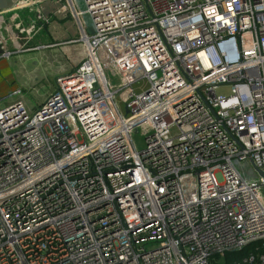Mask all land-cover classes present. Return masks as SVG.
<instances>
[{
	"label": "built area",
	"instance_id": "2783aa9c",
	"mask_svg": "<svg viewBox=\"0 0 264 264\" xmlns=\"http://www.w3.org/2000/svg\"><path fill=\"white\" fill-rule=\"evenodd\" d=\"M44 2L85 56L39 105L0 97V264H264V0H24L34 33Z\"/></svg>",
	"mask_w": 264,
	"mask_h": 264
},
{
	"label": "crops",
	"instance_id": "0c3cea01",
	"mask_svg": "<svg viewBox=\"0 0 264 264\" xmlns=\"http://www.w3.org/2000/svg\"><path fill=\"white\" fill-rule=\"evenodd\" d=\"M23 1L0 0V57L4 53H10V56L0 59V97L10 93L12 88H9L8 84L11 86L12 81L26 92L25 99L31 103L30 93L39 85H47L45 97L53 93L56 88L55 78L76 68L84 59L85 49L83 43L79 41L81 34L76 22L65 11L59 12L60 6L52 2H44L39 6L45 16L53 18L49 26H44L39 32L34 33L33 25L37 10L21 6ZM72 43H80L81 49L77 50L76 59L66 56L65 61L61 54L65 53L64 49ZM117 44L113 43L109 48ZM35 50L40 52V56L34 62L35 78L33 83L26 84L17 79L11 59L17 58L18 60L13 62L24 65V61L20 59L21 55Z\"/></svg>",
	"mask_w": 264,
	"mask_h": 264
},
{
	"label": "rangeland",
	"instance_id": "374dc122",
	"mask_svg": "<svg viewBox=\"0 0 264 264\" xmlns=\"http://www.w3.org/2000/svg\"><path fill=\"white\" fill-rule=\"evenodd\" d=\"M75 3H76L78 10H85L86 9V6H85L83 0H75ZM20 5L23 6V5H25V3H21ZM83 19H84V22L87 25V27H92V21L88 15H85L83 17ZM39 25L40 24L34 25L35 29H37V27ZM44 26H49V25H42L41 24V29ZM80 49H81L80 43H72L64 49L66 52L62 53L61 56L65 61H66V56L73 57L74 59H76L77 50H80ZM120 49H122L124 51L122 53V60H123L122 65L115 67V69L110 68L108 70V77H109L110 86H111V88L113 87L114 89L123 88L127 83L131 82L135 78H138L139 74H140L138 67L136 65H135L136 67H133L131 65V63L133 64V62H130L129 64L127 63V62L131 61V58H130L129 51L125 45H122L120 48L113 51L115 53V55L119 53ZM39 56H40V52H38L37 50L27 52V53H23V55H21L20 59L24 61L23 62L24 65H17V63H14L13 60H18L17 58L11 59V65L14 69V73H16L15 75L18 77L17 79H19L20 81H22L26 84L27 83H30V84L33 83V80L35 78V75H34L35 64H34V62L38 59ZM19 63L21 64V62H19ZM2 80H3V77H2ZM143 85H144V82L141 81L137 84V88H141ZM8 86H9V88H13L16 85L14 84V82L11 81V86H10V84H8ZM38 88L30 93L31 103L34 105H39V104L43 103V99L47 97V96L45 97V95H46L45 91L48 89L47 85L42 84V85H39ZM223 92L227 93L228 91L224 90ZM141 139L142 138L140 136L135 137V140L137 141L139 148L143 149L145 147V143L142 142Z\"/></svg>",
	"mask_w": 264,
	"mask_h": 264
},
{
	"label": "trees",
	"instance_id": "16d2710c",
	"mask_svg": "<svg viewBox=\"0 0 264 264\" xmlns=\"http://www.w3.org/2000/svg\"><path fill=\"white\" fill-rule=\"evenodd\" d=\"M259 250V244H251L243 250L227 254L224 258H216L212 264H249L247 260L257 256Z\"/></svg>",
	"mask_w": 264,
	"mask_h": 264
},
{
	"label": "bare ground",
	"instance_id": "6f19581e",
	"mask_svg": "<svg viewBox=\"0 0 264 264\" xmlns=\"http://www.w3.org/2000/svg\"><path fill=\"white\" fill-rule=\"evenodd\" d=\"M113 43H118L119 44L120 41H113L112 43L109 44V46H111V44H113Z\"/></svg>",
	"mask_w": 264,
	"mask_h": 264
},
{
	"label": "water",
	"instance_id": "95a60500",
	"mask_svg": "<svg viewBox=\"0 0 264 264\" xmlns=\"http://www.w3.org/2000/svg\"><path fill=\"white\" fill-rule=\"evenodd\" d=\"M88 32H89V34H92V30H89ZM259 174L262 175V173L260 171H259Z\"/></svg>",
	"mask_w": 264,
	"mask_h": 264
}]
</instances>
